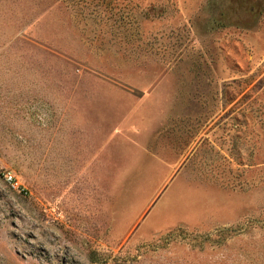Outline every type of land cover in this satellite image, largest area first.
<instances>
[{
  "label": "rangeland",
  "instance_id": "rangeland-1",
  "mask_svg": "<svg viewBox=\"0 0 264 264\" xmlns=\"http://www.w3.org/2000/svg\"><path fill=\"white\" fill-rule=\"evenodd\" d=\"M0 264H264V0H0Z\"/></svg>",
  "mask_w": 264,
  "mask_h": 264
},
{
  "label": "built area",
  "instance_id": "built-area-1",
  "mask_svg": "<svg viewBox=\"0 0 264 264\" xmlns=\"http://www.w3.org/2000/svg\"><path fill=\"white\" fill-rule=\"evenodd\" d=\"M4 178H5V181L7 182V184L14 190H17L19 189V185L18 183L16 182L14 176L10 173V172H6L4 174Z\"/></svg>",
  "mask_w": 264,
  "mask_h": 264
}]
</instances>
